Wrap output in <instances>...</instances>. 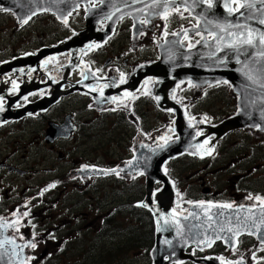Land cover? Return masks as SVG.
<instances>
[{"label": "flooded vegetation", "instance_id": "obj_1", "mask_svg": "<svg viewBox=\"0 0 264 264\" xmlns=\"http://www.w3.org/2000/svg\"><path fill=\"white\" fill-rule=\"evenodd\" d=\"M36 2L38 8L34 6ZM249 3L264 4V0H212L211 8L208 0H0V106L14 113L44 100L46 107L0 123V234H3V243H15L10 234L41 237L37 241L30 240V237L21 239L23 245L29 242L37 245L36 248H25L24 252L33 250L30 256L26 254L25 263L30 260L32 264H41L46 260L44 264L51 261L52 264H83V261H70L72 256L67 254L70 248L78 246L80 238L72 240L65 250L62 240L65 235L61 234L88 232L99 234L102 241L115 234L124 247L127 231L131 232L135 225V237H138L135 244L143 249V264H152L149 253L156 241V228L152 213L143 206L148 194L147 177L142 173L96 177L87 176L86 172L124 166L141 145L153 148L174 141L177 138L172 130L175 114L170 110L176 103L189 127L201 124L202 130L195 137L211 143V149L202 155L184 154L162 167L174 197L172 208L179 216H189L191 208L203 202L201 214L208 218L206 210L211 208L206 206L231 204L232 207H215L225 218V233L231 234L229 239H218L209 247H204L208 242L198 241L183 251V255L190 258L173 264H197L195 260L207 257L220 264H264V233L252 226L255 222H264V123L261 124L259 113L264 109V93L260 89L264 80L250 84L241 72L236 71L233 74L237 75L234 79L239 88L237 91L229 80L200 85L186 79L173 87L166 85L162 93L166 101L162 108L158 106L153 90L158 85L159 74L152 70L162 59V45L173 42L187 52L211 42L228 47L236 42L237 46L241 33L244 37L248 33L241 27L233 28L241 32L230 31L226 26L228 21L218 22L216 29H209L207 13H214L216 18L221 14H217L220 10L230 16L239 13L246 8L242 5ZM261 19H264V8L257 17L258 24L264 27L259 23ZM261 46L264 49V45ZM248 48L247 51H253ZM244 52V48L237 46L232 53L235 59L230 63L238 65ZM100 56L104 60H100ZM73 63L77 67L68 69ZM145 69L146 72L151 70L150 75L141 83L136 82L130 95L106 103L99 109L90 97L73 92L82 81H86V89L91 91L104 88L111 91L127 86L133 74ZM258 74L264 79V71ZM22 92H27L23 98L19 97ZM242 97H246L248 105L245 108L251 112L247 114L248 122L255 125L247 124L220 135L216 129L240 115ZM80 98L91 102L93 113L86 110L87 106H78ZM85 115L89 118L83 120ZM96 120L107 122V133L118 134L114 142L121 151L118 158L112 160L111 145H104L103 149L112 163L89 160L81 151H57L55 160L63 166L38 168V173L44 171L55 176L44 183L35 181L37 187L26 196H23L26 189L21 195L10 194V184L20 183L22 179L34 181L31 177L37 170L24 169L22 163L13 165L10 153L16 151L17 142L11 148L7 143L1 147L3 141L16 133L25 134L27 127L38 123L41 128L40 138H37L49 144L47 130L68 125L73 130L68 138L49 139L54 140L50 147L54 149L56 145L87 138L89 133L84 131L89 127L84 125ZM159 126H163L161 134ZM165 129L166 134L163 133ZM161 137L164 142L157 144ZM130 139L134 140L132 153L124 157ZM30 156L31 153L29 159ZM181 162H187V165L177 167ZM112 179L115 183L111 182ZM126 180L133 183L132 189H139L137 198L131 199L129 194L118 192L117 195L124 199L117 203L114 200L116 195L106 194L102 189L106 185L125 186ZM163 186L162 181L155 182L152 194L157 195ZM38 194L49 199L36 207L30 201L34 202ZM49 234L53 235L46 238ZM55 240H60L62 245L53 250ZM42 246L44 248L38 256ZM136 253L142 254V251ZM90 257L87 264H94L93 251Z\"/></svg>", "mask_w": 264, "mask_h": 264}, {"label": "water", "instance_id": "obj_2", "mask_svg": "<svg viewBox=\"0 0 264 264\" xmlns=\"http://www.w3.org/2000/svg\"><path fill=\"white\" fill-rule=\"evenodd\" d=\"M249 5H251V7L243 8L239 13L230 16L223 14V11L220 10H218L217 14H221L216 18L214 13L211 14L209 11L207 13L206 25L210 27L209 29H216L218 22L223 23L228 21L226 26H228L229 30L232 32H241V28H243V31H246V33H248L249 29L253 30V35L257 38V46L248 48L247 45L238 44L237 46L245 49L244 56L240 58V63L238 65L230 63L231 60L235 59L232 53L234 54L237 46H221L219 43L211 42L200 45L191 52H187L183 51L178 44L167 42L168 44L164 46L165 50L161 51L162 61L155 67V70H152L158 71L159 74L157 77L158 85L156 87L154 86L153 90L160 108H162V103L166 101L164 98L165 94L162 95L166 85L173 87L179 81L186 79H192L200 85L205 83L215 84L223 80H229L234 85L235 90L238 88L234 82V79H237V75H234L236 71L241 72L240 74L245 80H249L250 84L262 82L264 80L262 78L263 75L258 74L260 71H264V56L259 54L261 51H264V49L258 42L259 34L260 32H264V27L260 26L257 22L258 14L264 8V4L249 3ZM34 6L38 8L39 3ZM235 27L241 28L239 30H234L233 28ZM246 47L248 49L252 48L253 51H247ZM44 55L43 53L42 58ZM255 62L257 63L254 65ZM68 66V69L77 67L75 63L69 64ZM147 71L148 72H146V69L139 70L137 73L133 74L129 85L111 91H106L105 88L98 91H91L89 88L86 89V81H83L73 88V92L91 97L98 107H102L115 99L130 95V93H132L130 90L134 89V85L137 84L136 82L141 83L145 77L150 75L151 70ZM249 77H251V79ZM139 86L140 85H138L136 89H138ZM260 89H262L261 91L264 93V85H261ZM248 90H251V88L245 89V91ZM237 91H239V88ZM254 91L252 90L253 93ZM26 93L22 92L19 97L23 98ZM257 95H259L258 91ZM245 99L246 97L240 102V115L222 123L216 129L220 135L228 130L245 127L247 124L250 126L255 125L253 124L254 122H248L247 114L249 111L245 108L247 104ZM45 109L46 107L43 100L27 106L26 110L14 113L6 108L0 111V123L19 119L23 114H33ZM170 112L175 114L172 130L177 138L173 142L157 145L153 148L141 145L138 147L130 163L125 167L115 169V171L86 172L87 176L134 175L138 173L146 175L148 194L143 206L152 213L156 228L155 246L151 251L152 264L179 263L186 258H190L189 256L183 255V251L187 246L195 245L196 242L202 240L209 241V244L212 245L215 241H218V239H229L231 236V234L225 233V218L219 215L215 207H211L213 214L211 215V219H208L205 215L201 214V208L198 206L191 208L192 215L189 216H179L171 206L174 197L169 183L162 172V165L183 154L192 156L205 154L210 151L211 143H205L204 138L195 137V135L202 130V126L200 123H197L193 127H189L183 120V113L180 107L172 105ZM259 113L263 117L260 118V120L262 119V124L264 123V109H260ZM71 131L73 130H71L68 125L53 126L48 130V133H50L49 139L62 136L68 138ZM49 139H47V141H53ZM140 147L142 148L139 149ZM159 181H162L164 186L163 189L155 195L157 197V200H155V196L151 193V188L155 182ZM185 217H187V219H185ZM253 224V229L260 230L264 233V222H255ZM167 227L169 228L168 231H166ZM209 244H207L206 247H209ZM23 248L24 246L15 245L14 247V245L12 246L9 243L5 244L0 242V264H22ZM165 258L167 259L166 261ZM195 263L220 264L218 260L214 258L197 260Z\"/></svg>", "mask_w": 264, "mask_h": 264}, {"label": "rangeland", "instance_id": "obj_3", "mask_svg": "<svg viewBox=\"0 0 264 264\" xmlns=\"http://www.w3.org/2000/svg\"><path fill=\"white\" fill-rule=\"evenodd\" d=\"M100 60H104L103 56H100ZM80 103H78V106H87L86 110L92 112V106H91V102L85 98H80ZM99 109V108H98ZM96 114V111L94 112ZM89 117L87 115H85L83 117L84 119H88ZM92 118V115H91ZM107 122L105 121H99L96 120L95 123H88L87 126L89 127V129H86L84 132H88L89 135L87 136V138H75L77 139V142H66V143H62L61 145H56L54 146V149H51L50 147L53 146L54 144V140L52 143H47L45 144V142H40V128L41 126L36 123L34 126L32 127H27V131L25 134H21V133H16L15 135H13V137L11 139L5 140L3 141V144L1 147H4L5 144L7 143V145H9L11 148L14 144V142L16 143V151H12L10 153L11 156V161L14 164H20L22 163L23 166L22 168L27 169V168H31V170L36 169V175H32L31 179H34V181L32 180L30 181H24L22 179V181H20V183H16L13 182V184L9 185V188L11 190V195L12 194H16L19 195L21 193V191H23V189H26L25 194H23V196H26V194L30 193L35 187H37L35 183L42 181L41 183H44L46 180H50L53 176H55V174L52 173H45L44 171H42L41 173H38V168L40 169H46L52 166H63L60 165L59 161L55 160V156H57V151H71V152H82L84 153L85 156L88 157L89 160H91V158H93L94 160H99L100 162H105V163H112L111 158L109 157L108 153L105 152V150L103 149L104 145H111V148H113V155H112V160L113 158H118V156L120 155V148L118 146L114 145V142L117 140L118 134L116 132H112V133H107L106 132V124ZM160 130H159V134H161V130L163 129V126H159ZM164 134L167 133V129L164 130L163 132ZM1 135V134H0ZM42 135V134H41ZM39 137V138H37ZM163 138H165L164 136H162ZM159 140L158 139V143L157 144H162L164 141V139ZM74 139V140H75ZM73 140V141H74ZM131 141H129L126 145V148L124 150L123 156L125 157L126 154H130L132 153L131 148L133 146V139H130ZM139 141V140H138ZM137 141V142H138ZM163 141V142H162ZM162 142V143H160ZM146 143V142H145ZM144 143V144H145ZM5 151H7L6 149H4ZM27 153H24V152ZM60 151V152H61ZM131 151V152H130ZM105 152V153H104ZM29 153H31L30 159H29ZM35 153H37V155H35ZM3 154V153H2ZM42 154V157H39ZM1 156V154H0ZM78 156L75 155V157ZM38 157V158H35ZM98 162V161H96ZM120 162V161H119ZM184 163V164H183ZM37 164H39L38 166H36ZM176 165V164H175ZM187 162H181L178 163L177 167H183L186 166ZM32 166H35V168H32ZM185 168V167H184ZM186 174H189V172H186ZM184 176V175H183ZM131 178H129L128 180H130ZM111 182L115 183L114 179L111 180ZM126 185H122V186H116L115 188L110 186V185H106L105 188H102L103 191L106 192V194L111 193L113 195H116V198L114 200L117 201V203L120 202L119 199H124V197H120L117 195L118 192H122V194L126 193L130 195V198H137V195L139 194V189H132V187L134 186L133 183H128L126 180ZM46 189V187H45ZM40 192V191H39ZM38 192V193H39ZM21 195V194H20ZM126 199H128V196L125 197ZM20 199V198H19ZM18 199V200H19ZM49 198L47 197H40L39 194L36 198V200L34 202L30 201L31 204H35L36 207H38V203H42V202H47ZM19 205V204H17ZM17 210L15 211L16 214ZM135 225L131 228V232H129V230L127 231L126 234V245L123 247L118 239L115 238V234H113L112 236H108L105 241H102V239L98 237L99 234H90L88 232L83 233V234H61V235H65L62 236V240L64 241L65 245L63 248H65V250H68L67 247L69 246V243L74 240V239H79L77 245L75 248H70L69 251L67 252V254L69 256V260L70 261H83V264H87L88 263V259L92 258L90 256H92V251H93V258H95V260L101 264V260L103 258L105 263L108 264H143L144 263V257H143V249H139V248H135V250L133 249H127V245L130 247L131 245L134 244V235L137 234L136 233V228ZM53 234H49L46 236V238H50ZM60 235V234H59ZM60 235V236H61ZM10 236L14 237L15 239V243L16 245H22L23 241L21 239H28L30 237V240L37 241L38 239H41V237H32V236H27L25 234H10ZM141 237V235L139 236V238ZM138 238V237H137ZM21 241V242H20ZM54 246H53V250H55L54 248H58L59 246L62 245L60 240H55L54 242ZM108 247V248H106ZM120 247V248H119ZM44 247H41V250L38 251V256L40 254V252L42 251ZM106 248V249H105ZM117 248V249H115ZM113 250V255L114 257L111 256L110 258V253ZM127 250V253H126ZM137 250H141L142 254H138L136 253ZM33 250H27V252L24 253L25 258H26V254L27 256L31 255V252ZM91 251L88 254V252ZM101 255H104L103 257H101ZM65 258V256H64ZM84 259V260H83ZM36 261V260H34ZM93 261V259H92ZM91 261V263H92ZM28 262V263H27ZM27 264H32L30 263L31 261H27ZM46 262L43 261L41 264H44ZM25 263V262H24ZM53 261L49 262V264H52ZM74 264V263H73Z\"/></svg>", "mask_w": 264, "mask_h": 264}, {"label": "snow or ice", "instance_id": "obj_4", "mask_svg": "<svg viewBox=\"0 0 264 264\" xmlns=\"http://www.w3.org/2000/svg\"><path fill=\"white\" fill-rule=\"evenodd\" d=\"M174 2V0H173ZM251 7V5H242V7ZM208 7L211 8L212 7V0H208ZM232 9L229 8V12H231ZM166 18V17H165ZM24 23H27V20L24 21ZM260 24H264V19L259 20ZM230 36L234 35L233 33H229ZM220 39H223V37H220ZM258 42L260 45H264V32H260L259 37H258ZM239 43L241 45H247L248 47H256L257 46V38L254 37L253 35V30L249 29L248 30V35L247 37H244L243 34L241 33V38L239 40ZM231 47H235V43L232 45H229ZM261 56H264V51H261L259 53ZM251 79V77H249ZM226 82V81H225ZM0 105H2V101H0ZM0 111H3V107L0 106ZM200 133H197V135H199ZM205 143H207V141H205ZM115 171V170H113ZM52 187H54L55 185H51ZM252 197L249 196V199H251ZM257 200L260 199V197H256ZM198 207H203V202H201L200 205H197ZM209 207H226V208H231L232 205L231 204H226V205H209ZM25 216H27V213H24ZM175 215V213H174ZM185 219H187V217H185ZM167 223V221H166ZM178 223V222H177ZM36 243L33 242H29L28 244L25 245V247H31V248H36ZM209 246H211L209 244Z\"/></svg>", "mask_w": 264, "mask_h": 264}, {"label": "trees", "instance_id": "obj_5", "mask_svg": "<svg viewBox=\"0 0 264 264\" xmlns=\"http://www.w3.org/2000/svg\"><path fill=\"white\" fill-rule=\"evenodd\" d=\"M135 248H139V249H141V246H139V244H133V245H131L130 247L127 246V249H128V250H129V249H133V250H135ZM115 249H117V248H115ZM126 253H127V250H126ZM103 256H104V255H101V257H103ZM111 256L114 257V255H113V250H112L111 253H110V258H111ZM100 263H101V264H107V263L104 262L103 258H102V260H101ZM94 264H99V263L94 259Z\"/></svg>", "mask_w": 264, "mask_h": 264}, {"label": "bare ground", "instance_id": "obj_6", "mask_svg": "<svg viewBox=\"0 0 264 264\" xmlns=\"http://www.w3.org/2000/svg\"><path fill=\"white\" fill-rule=\"evenodd\" d=\"M166 44H168V43H165L164 45H162V46L160 47V50H161V51L165 50V49H164V46H165ZM161 58H162V57H161ZM161 61H162V59H161ZM161 61H160V62H161ZM24 115H25V114H24ZM172 142H173V141H172ZM169 143H171V142H169ZM145 176H146V175H145ZM151 190H152V188H151ZM151 193H152V192H151ZM154 196H155V195H154ZM154 199L157 200V197L155 196ZM145 208H146V207H145ZM146 209H147V208H146ZM163 230H165V229H163ZM168 230H169V228L167 227V228H166V231H168Z\"/></svg>", "mask_w": 264, "mask_h": 264}]
</instances>
